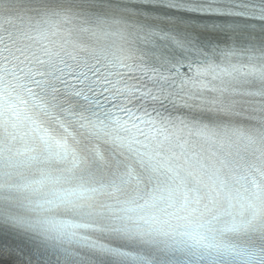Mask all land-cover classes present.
<instances>
[{
	"label": "snow or ice",
	"instance_id": "1",
	"mask_svg": "<svg viewBox=\"0 0 264 264\" xmlns=\"http://www.w3.org/2000/svg\"><path fill=\"white\" fill-rule=\"evenodd\" d=\"M0 264H264V0H0Z\"/></svg>",
	"mask_w": 264,
	"mask_h": 264
}]
</instances>
